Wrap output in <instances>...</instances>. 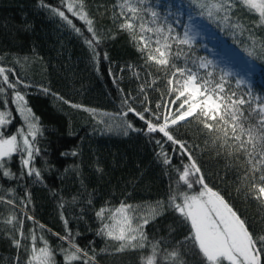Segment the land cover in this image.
I'll use <instances>...</instances> for the list:
<instances>
[{
  "label": "snow or ice",
  "instance_id": "1",
  "mask_svg": "<svg viewBox=\"0 0 264 264\" xmlns=\"http://www.w3.org/2000/svg\"><path fill=\"white\" fill-rule=\"evenodd\" d=\"M189 3L197 10L198 17L231 28L240 35L248 33L247 55L264 57V40L254 38L257 30H264V0H189ZM39 7L59 17L79 35L83 33L70 16L82 21L90 34L84 37V43L93 63L99 64V46L105 38L115 39V34L111 30L105 36L98 33L84 0H60V7L39 0ZM110 19L117 32L127 34L142 64L121 67L119 74L109 67L114 84L118 85L122 74L128 71L139 88L136 95L119 89L122 110L111 119H119L122 124L114 126L102 119L97 123L104 124L106 131L119 129L124 135L129 131H144L126 119L131 114L144 123L146 135H161L155 143L161 148L157 156L164 166L170 167L173 159L164 151L165 144L172 146L173 154L183 160L175 168L174 186H170L166 200L146 205L120 201L115 207L106 203L94 213L99 221L96 235L116 242V253H141L139 264H187L189 251L200 258V264H264V229L256 230L220 191L206 182L195 155L201 146L179 138L173 131L194 123L205 146H210L216 158L223 160L226 170L235 173L237 191L242 192L245 200L264 209V98L253 95L250 88L240 91L245 81L238 74L232 81L231 72L223 69L217 72L215 61L195 56V35L191 28L185 26L181 35L155 10L152 0H113ZM103 59H109L107 52L103 53ZM14 63L20 65L21 58H14ZM233 82L236 87H232ZM31 87L15 68L0 63V181L24 187V196L20 197L16 187L5 188L0 184V224L3 225L0 235L16 250L10 264H57V255L62 258V264H96L95 250L82 248L76 242L80 234L68 227L63 212L65 233H52L61 242L55 249L43 234L51 230L29 214L31 192L24 181L27 178L33 183H43L36 158L41 155L38 139L44 134L39 117L28 104L27 92L21 91ZM39 90L74 109L88 112L93 118L98 115L97 109L72 104L50 88L41 86ZM149 91L159 93L154 108ZM137 102L142 105L139 109L135 106ZM17 118L20 123L9 132ZM61 155L75 157L79 153L73 150ZM13 157L19 160V171H13L10 166ZM77 170L78 166L73 169ZM87 203L91 205V199ZM63 207L61 202L60 208ZM167 210L186 229L183 239L171 246L165 237L149 239L145 230ZM25 221L32 222L27 232ZM172 231L170 228V234Z\"/></svg>",
  "mask_w": 264,
  "mask_h": 264
},
{
  "label": "trees",
  "instance_id": "2",
  "mask_svg": "<svg viewBox=\"0 0 264 264\" xmlns=\"http://www.w3.org/2000/svg\"><path fill=\"white\" fill-rule=\"evenodd\" d=\"M181 1L197 13L189 0ZM44 2L60 7V0ZM112 4L113 0H84L85 9L94 18L98 33L105 36L111 30L115 34V39L105 38L99 46L101 58L99 64L95 65L84 43V37L90 34L82 21L70 16L83 33L79 35L59 17L39 7V0H0V57H3L0 63L15 68L22 79L33 85L29 89L21 88V91L27 92L28 104L39 117L44 129L43 136L38 139L41 155L36 158V167L42 172L43 183H33L26 178L24 184L31 192L29 214L51 230L43 233L46 239L54 249L61 243L52 233L64 235L65 228L61 219L63 212V216L68 219V227L73 233L80 234L76 242L82 248L95 250L96 264H139L141 253H116V242L96 235L99 221L94 213L106 203L115 207L120 201L146 205L166 200L170 186H174L175 168L183 158L174 155L172 146L165 144L164 151L173 159L170 167L164 166L157 156L161 148L155 143L161 135H146L144 123L131 114L126 119L144 131H129L128 135H124L119 129L106 131L104 124L97 123L102 119L114 126L122 124L123 121L119 119H111L122 110L119 89L136 95L139 88L138 82L128 71L122 74L118 85L109 76V67L119 74L118 69L121 67L142 64L127 34L117 32L113 26L110 19ZM203 19L237 49L247 54L246 49L250 45L248 33L240 35L231 28ZM254 38L257 41L264 40V30H257ZM193 48L195 56H202L199 46ZM104 52L108 54L107 61L103 59ZM16 57L21 58L20 65L14 63ZM253 59L264 69V57ZM41 86L50 88L51 92L72 104L97 109L98 115L93 118L88 112L74 109L52 95H44L39 90ZM240 91L244 90L240 88ZM148 95L154 108L159 93L149 91ZM135 106L138 109L142 107L139 102ZM12 107L9 103V108ZM103 113L110 116H104ZM13 115H16L14 111ZM19 123L17 118L8 131H14ZM173 131L179 138L189 139L191 143L201 146L195 155L206 182L220 191L256 230L264 229V222H261L264 209L245 200L242 192L237 191L235 173L226 170L223 160H218L212 148L205 146L197 126L193 123ZM73 150L79 155H61ZM10 166L13 171H19V160L13 157ZM77 166L78 170L73 171ZM97 168L102 171H97ZM0 184L5 188L16 187L17 195L24 196L23 186H17L11 181H0ZM89 199L91 205L87 203ZM61 202L63 209L60 208ZM4 215H7L6 210ZM30 227L32 222L25 221V232ZM170 228L174 229L171 234ZM145 230L149 239L167 238L169 246L182 240L186 231L171 210L165 211L163 216L148 224ZM15 255L16 250L9 240L0 235V264H10ZM186 260L187 264H200V258L191 251ZM56 261L62 264L59 255Z\"/></svg>",
  "mask_w": 264,
  "mask_h": 264
},
{
  "label": "rangeland",
  "instance_id": "3",
  "mask_svg": "<svg viewBox=\"0 0 264 264\" xmlns=\"http://www.w3.org/2000/svg\"><path fill=\"white\" fill-rule=\"evenodd\" d=\"M152 1L154 8L160 12L161 17H166L167 22L171 23L174 29L181 35L184 32L183 27L185 22H189L191 29H196L195 31L200 34L205 43L203 46L201 42L194 41L193 46H199V49L202 52V57H207L208 59L216 62L217 72L221 69L231 72L233 75L229 77V79L232 81L237 78V73L241 74L240 76L238 75V77L245 81V84L241 86V89L245 91V89L250 88L253 95H260L264 98V69L253 58H250L247 54L241 51L250 60L243 59L239 61L238 58L232 59L233 54L231 50L223 49L218 39L216 37H211L207 28H205L200 22L196 20L192 22L190 19L192 16L189 14L187 9L189 8V10H191L194 14L197 13L187 3L182 2L181 0ZM179 1L181 2V6L179 5ZM213 30L219 35H222L215 29ZM207 35L208 37H206ZM251 61H253L256 65H254ZM232 84L236 87L234 82Z\"/></svg>",
  "mask_w": 264,
  "mask_h": 264
},
{
  "label": "bare ground",
  "instance_id": "4",
  "mask_svg": "<svg viewBox=\"0 0 264 264\" xmlns=\"http://www.w3.org/2000/svg\"><path fill=\"white\" fill-rule=\"evenodd\" d=\"M179 5L181 6V2L179 1ZM189 14L192 16L193 19L192 22H194V20L200 22L205 28H207L209 35L211 37H216L218 39V41L220 42V44L222 45L223 49H229L232 51L233 57L234 58H238L239 61L243 60V59H247L250 60L248 57H246L241 51H239V49L235 48L231 43H229L222 35H219L218 33H216L209 25L208 23L201 17H198L197 14H194L191 10H189V8L187 9ZM185 26H189V22H185L183 29L185 30ZM190 27V26H189ZM191 28V27H190ZM195 29V28H194ZM192 30V33L195 35V40L196 42H201L204 46V39L200 36V34L197 33V31ZM208 37V35L206 36ZM254 65H256L253 61H251ZM259 68V67H257ZM260 69V68H259ZM238 74V73H237ZM239 76L241 74H238Z\"/></svg>",
  "mask_w": 264,
  "mask_h": 264
}]
</instances>
